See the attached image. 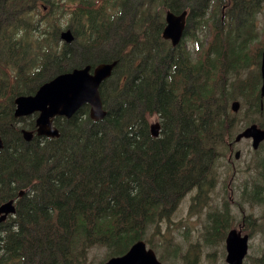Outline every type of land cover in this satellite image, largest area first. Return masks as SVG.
<instances>
[{
  "label": "trees",
  "instance_id": "obj_1",
  "mask_svg": "<svg viewBox=\"0 0 264 264\" xmlns=\"http://www.w3.org/2000/svg\"><path fill=\"white\" fill-rule=\"evenodd\" d=\"M57 7L71 14L72 43L61 38ZM220 7L227 30L214 18ZM166 9L189 11L186 37L191 23L209 26L200 53L163 38ZM262 11L264 0H0V204H16L0 226V264H90L91 252L106 248L95 263L104 264L140 239L155 246L147 231L171 222L188 193L195 191L194 204L209 198L235 159L241 120L232 102L241 98L245 116L254 122L258 115L264 127L260 70L241 76L252 60L261 65L264 45L249 51ZM114 60L100 88L105 118L92 119L85 105L72 118H55L59 137L24 139L22 130L36 131V121L15 117L18 96L74 68ZM246 170L249 180L232 203L243 221L250 218L248 234L264 236V142ZM248 203L260 213L246 214ZM234 214L229 199L209 214L219 240ZM178 251H169L175 260ZM185 255V264H196L190 250ZM245 264H264V253Z\"/></svg>",
  "mask_w": 264,
  "mask_h": 264
},
{
  "label": "water",
  "instance_id": "obj_2",
  "mask_svg": "<svg viewBox=\"0 0 264 264\" xmlns=\"http://www.w3.org/2000/svg\"><path fill=\"white\" fill-rule=\"evenodd\" d=\"M188 10L181 13L172 12L170 9L165 13V27L162 36L165 40H171L172 46L177 47L183 40L187 29ZM63 41L72 43L75 35L71 29L64 30L61 34ZM118 60L101 62L96 65L88 64L81 68L61 73L49 81L43 83L35 94L21 95L15 100V117H27L36 114L37 135L39 137H59L60 131L55 126L56 117L72 118L83 106L89 105L90 116L98 121L107 116L108 110L104 106L100 88L102 84L113 75ZM261 106L264 99V49L261 60ZM234 112L241 108V102L234 100L231 104ZM153 136L158 137L161 133L159 122L151 125ZM22 133L27 142L33 140L35 132L23 129ZM242 139H250L252 147L257 150L264 141V127L252 123L241 130L235 138V142ZM4 148V141L0 135V149ZM241 156V150H237L236 158ZM25 190L20 192V195ZM15 199H10L0 204V226L7 220L12 212H15ZM249 234H243L237 228L231 229L226 236V261L228 264H244L249 252ZM104 264H163L152 248L140 239L130 249L120 256H113Z\"/></svg>",
  "mask_w": 264,
  "mask_h": 264
},
{
  "label": "rangeland",
  "instance_id": "obj_3",
  "mask_svg": "<svg viewBox=\"0 0 264 264\" xmlns=\"http://www.w3.org/2000/svg\"><path fill=\"white\" fill-rule=\"evenodd\" d=\"M36 19H39L42 15V9L39 8L35 12ZM54 15L61 17L62 30L69 27L71 14L69 11H64L63 7H57L54 11ZM216 18V24H223L224 30L228 28V18L225 13H221V7L214 13ZM64 28V29H63ZM264 11L260 12L256 16V29L260 31L258 39L254 41L250 46V53H252L257 47L264 45ZM62 31V32H63ZM209 26L203 24L200 28L196 27L194 23L189 26V36H185V45L192 51V54L196 55L200 53L199 43L203 42V38L208 36ZM62 34V33H61ZM200 37L196 42L194 37ZM76 37V36H75ZM62 38V37H61ZM63 40V39H62ZM65 42V41H64ZM66 43V42H65ZM260 65H257L255 60H252L246 70L241 72V76L244 79L256 77ZM241 101V110L239 111L240 122L238 123V131L242 130L251 123H258L260 117L256 115L253 122L250 117H246L245 106L241 98H237ZM235 113V112H234ZM238 113V112H237ZM247 115V114H246ZM32 117V116H29ZM27 117V118H29ZM151 124L159 122L155 115L149 116ZM235 150H241V156L238 160L233 159L229 161V166L224 167L218 179V182L214 189L209 193L210 197L201 201L193 203L191 197L195 194V191L188 193L181 201L178 209L171 217V222L164 224L163 227L157 231L153 228L147 231L148 237L155 244H151L145 240L149 247L156 250L159 259L163 264H185L187 256L185 254L191 251V256L196 261V264H228L226 261V247L225 240H219L216 237L215 232H210L211 221L209 214L214 211L216 206L222 207L225 200L229 199L231 202L232 212L235 213L234 223L231 228H241L239 226L242 220V226L246 227V232L249 233L250 218H245L243 221L241 214L237 213L239 209L232 203L235 199L240 198L244 184L249 180L248 171L246 170V163L251 158L253 153L252 142L248 139H243L237 143ZM254 212L256 215L260 213L258 208H252L250 204H247V212ZM179 251L177 252L176 260L169 252L173 247L177 246ZM168 254L167 262H165L164 255ZM264 253V236L263 234L254 232V236H250L249 243V256L245 260L248 262L250 259L261 256ZM106 256V248H95L90 256L86 259L88 263L95 264L98 260Z\"/></svg>",
  "mask_w": 264,
  "mask_h": 264
},
{
  "label": "bare ground",
  "instance_id": "obj_4",
  "mask_svg": "<svg viewBox=\"0 0 264 264\" xmlns=\"http://www.w3.org/2000/svg\"><path fill=\"white\" fill-rule=\"evenodd\" d=\"M15 213H16V210H15V212H12V215H15Z\"/></svg>",
  "mask_w": 264,
  "mask_h": 264
},
{
  "label": "flooded vegetation",
  "instance_id": "obj_5",
  "mask_svg": "<svg viewBox=\"0 0 264 264\" xmlns=\"http://www.w3.org/2000/svg\"><path fill=\"white\" fill-rule=\"evenodd\" d=\"M191 199H192V197H191ZM245 234V233H244ZM246 234H248V233H246ZM250 235V234H249Z\"/></svg>",
  "mask_w": 264,
  "mask_h": 264
}]
</instances>
